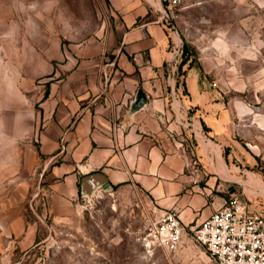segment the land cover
<instances>
[{"label": "crops", "instance_id": "1", "mask_svg": "<svg viewBox=\"0 0 264 264\" xmlns=\"http://www.w3.org/2000/svg\"><path fill=\"white\" fill-rule=\"evenodd\" d=\"M152 1L0 0V246H31L23 204L34 187L48 186L54 206L70 207L80 197V178L100 172L112 186L144 193L157 214L175 212L185 228L179 251L215 264L190 230L227 199L217 170L237 168L226 161L237 157L235 146L225 129L212 127L216 144L199 140L219 148V160L173 121L159 13L168 0ZM185 65L178 101L201 118L221 112L206 72ZM138 91L146 107L130 114ZM263 189L248 200L264 217Z\"/></svg>", "mask_w": 264, "mask_h": 264}, {"label": "rangeland", "instance_id": "2", "mask_svg": "<svg viewBox=\"0 0 264 264\" xmlns=\"http://www.w3.org/2000/svg\"><path fill=\"white\" fill-rule=\"evenodd\" d=\"M83 10L80 17L86 20L91 14L86 5ZM173 16L184 46L181 63L186 58L185 67L206 72L211 102L224 108L207 111L202 118L188 110L196 121L200 117L209 140L214 142L212 127H222V134L235 146L237 157L226 161L237 168L222 164V173L217 170L225 180L223 190L256 196L264 188V0H181ZM95 17L98 22L99 14ZM88 31L80 30L81 35ZM179 104L177 99L175 105ZM224 118L229 121L220 126ZM205 150L221 160L216 146ZM221 151L225 159L227 149ZM59 207L54 206L48 186L30 190L23 211L33 229L32 244L1 245L0 264H200L182 251L144 246L157 212L149 198L131 185L99 190L91 198L79 197L70 207Z\"/></svg>", "mask_w": 264, "mask_h": 264}, {"label": "built area", "instance_id": "3", "mask_svg": "<svg viewBox=\"0 0 264 264\" xmlns=\"http://www.w3.org/2000/svg\"><path fill=\"white\" fill-rule=\"evenodd\" d=\"M180 3L181 0H168V6L159 10L168 41L165 67L172 97L170 109L175 124L188 130L195 141L200 142V138L209 141L190 111L180 102L179 105L174 103L177 102L178 69L184 56L183 41L173 16ZM226 194L223 206L190 230L193 242L202 247L215 264H264V217L251 207L247 197L239 196L235 189H227ZM184 232L178 215L164 211L150 224L143 243L148 249L160 248L176 253L181 248Z\"/></svg>", "mask_w": 264, "mask_h": 264}, {"label": "water", "instance_id": "4", "mask_svg": "<svg viewBox=\"0 0 264 264\" xmlns=\"http://www.w3.org/2000/svg\"><path fill=\"white\" fill-rule=\"evenodd\" d=\"M147 100L141 91H138L134 102L130 106L129 113L133 114L146 107ZM113 186L108 182L107 178L100 172L85 174L79 181V196L81 198H91L94 193L103 190L108 191Z\"/></svg>", "mask_w": 264, "mask_h": 264}, {"label": "trees", "instance_id": "5", "mask_svg": "<svg viewBox=\"0 0 264 264\" xmlns=\"http://www.w3.org/2000/svg\"><path fill=\"white\" fill-rule=\"evenodd\" d=\"M185 52H186V48H185ZM186 61V58L183 60V63Z\"/></svg>", "mask_w": 264, "mask_h": 264}, {"label": "bare ground", "instance_id": "6", "mask_svg": "<svg viewBox=\"0 0 264 264\" xmlns=\"http://www.w3.org/2000/svg\"><path fill=\"white\" fill-rule=\"evenodd\" d=\"M152 4H153V1H151V0H149ZM159 9H160V7H159Z\"/></svg>", "mask_w": 264, "mask_h": 264}]
</instances>
